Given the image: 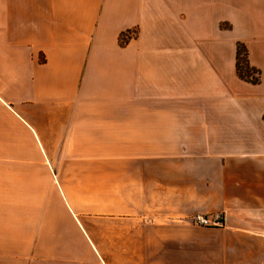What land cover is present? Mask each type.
Masks as SVG:
<instances>
[{
  "label": "crops",
  "instance_id": "crops-1",
  "mask_svg": "<svg viewBox=\"0 0 264 264\" xmlns=\"http://www.w3.org/2000/svg\"><path fill=\"white\" fill-rule=\"evenodd\" d=\"M0 264H264V0H0Z\"/></svg>",
  "mask_w": 264,
  "mask_h": 264
},
{
  "label": "trees",
  "instance_id": "trees-1",
  "mask_svg": "<svg viewBox=\"0 0 264 264\" xmlns=\"http://www.w3.org/2000/svg\"><path fill=\"white\" fill-rule=\"evenodd\" d=\"M236 72L238 76L251 83L259 81V70L248 62L246 48L242 44L236 47Z\"/></svg>",
  "mask_w": 264,
  "mask_h": 264
},
{
  "label": "built area",
  "instance_id": "built-area-1",
  "mask_svg": "<svg viewBox=\"0 0 264 264\" xmlns=\"http://www.w3.org/2000/svg\"><path fill=\"white\" fill-rule=\"evenodd\" d=\"M195 221L198 223V224H202V225H208V224H215V223H218V222H212V220H209L207 217H203V216H197L195 218Z\"/></svg>",
  "mask_w": 264,
  "mask_h": 264
}]
</instances>
